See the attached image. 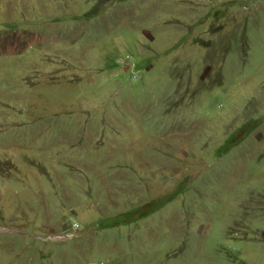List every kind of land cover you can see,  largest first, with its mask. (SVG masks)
I'll use <instances>...</instances> for the list:
<instances>
[{"label": "rangeland", "instance_id": "374dc122", "mask_svg": "<svg viewBox=\"0 0 264 264\" xmlns=\"http://www.w3.org/2000/svg\"><path fill=\"white\" fill-rule=\"evenodd\" d=\"M0 264H264V0H0Z\"/></svg>", "mask_w": 264, "mask_h": 264}]
</instances>
